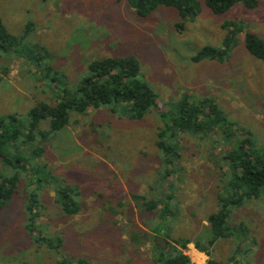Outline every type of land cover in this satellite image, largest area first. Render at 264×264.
<instances>
[{
    "label": "rangeland",
    "instance_id": "374dc122",
    "mask_svg": "<svg viewBox=\"0 0 264 264\" xmlns=\"http://www.w3.org/2000/svg\"><path fill=\"white\" fill-rule=\"evenodd\" d=\"M198 1L200 12L181 20L166 6L138 15L133 0H0L8 30L21 34L30 22L24 49L40 52V66L48 63L59 70L69 86L85 74L89 60L132 54L140 61V76L156 93L158 110L183 97L198 101L207 96L234 123L236 134L229 138L221 126L206 135L180 132L179 158L165 165L158 110L130 119L110 106L90 107L72 112L54 135L48 120H42L40 129L49 137L43 141L37 135L32 145L43 152L34 156L32 145L15 151L31 158L40 181L34 184L31 170L10 168L0 159V175L15 171L21 178L10 204L0 208V264H58L63 255L85 264H163L156 247L166 250V241L191 264H264V196L232 210L230 224L241 222L244 229L207 243V216L217 210L219 195L227 197L226 152L246 132L264 152V60L248 52L243 31L226 61L192 58L203 45H222L228 31L224 21L237 20L264 39V0L252 8L235 3L222 14ZM41 76L28 59L0 50V117L14 113L22 118L38 101L54 103L56 91ZM165 168L172 170L169 177L163 175ZM53 177L76 186L78 213L60 210ZM32 191L40 206L31 224L25 204ZM138 195L167 202L170 212L161 205L145 209ZM37 233L59 236L62 244L51 249L36 239ZM178 238L191 242L182 248L173 241ZM195 241L208 246L210 254L196 249Z\"/></svg>",
    "mask_w": 264,
    "mask_h": 264
},
{
    "label": "trees",
    "instance_id": "16d2710c",
    "mask_svg": "<svg viewBox=\"0 0 264 264\" xmlns=\"http://www.w3.org/2000/svg\"><path fill=\"white\" fill-rule=\"evenodd\" d=\"M235 3H242L248 8L257 6V0H205V4L214 14L226 12ZM132 4L135 12L141 16L149 14L160 6L172 7L177 11L181 20L197 15L201 10L198 0H133ZM223 27L228 31L222 45H203L193 55L194 61L202 59L226 61L238 42V33L242 31L244 46L248 52L255 58L264 60V39L257 33L244 30L237 20L224 21ZM31 30V23L28 22L21 34L14 35L8 30L0 16V50L28 59L38 74L42 73L41 78L56 91L57 98L52 104L44 101L36 102L28 109L25 117H22L24 119L14 113L0 117V159L10 168L20 169L26 173L31 170L33 172L31 176L34 177L32 182L36 184L37 180H41L40 178L36 180L35 172L38 169L32 167L31 158L28 155H20L15 151L18 148L23 149L32 145L37 135L41 137V140L47 141L49 136L40 129L42 120H48L50 135H54L69 123L72 112L84 113L90 107L110 106L113 111L119 110L127 118L139 119L151 109L158 110V104L156 93L140 76V61L135 55L126 54L91 59L87 62L85 74L73 86H69L64 74L59 70L48 63L44 67L40 66L42 63L40 52L36 53L28 47L24 49V41ZM157 114L163 124L158 143L164 152L165 165L172 164L175 159L179 158L178 149L181 145L176 137L180 132L206 135L208 132L219 130L221 126L222 131L229 138L231 135H236L235 130L232 129L234 123L229 121L213 99L207 96L198 101H189L188 97H183L170 108L158 110ZM43 150L42 146L32 145L30 148L34 156L40 155ZM224 157L229 163V179L226 183L227 197L219 195L217 210L207 216L211 236L207 242L208 246L219 238H229L234 235V228L244 229L241 222L238 225L230 224L229 218L232 210L248 200L264 196V152L254 147L250 133L246 132V137L237 138L235 147L229 149ZM171 171L165 168L163 175L169 177ZM20 180V172L14 171L8 175H0V208L10 204L13 195L18 192ZM53 181L56 203L60 210L69 215L78 213L80 206L75 197L76 186L62 183V180L54 177ZM135 197L140 199V204L147 210L161 205L162 209L166 208V211L170 212L167 202L163 203L159 199H146L142 195ZM39 206L37 192H30L26 197L25 207L31 224L38 216L35 210ZM30 225L27 227L34 234ZM36 237L39 241H44L51 249H57L62 244L59 236L46 237L37 233ZM173 241L182 248L191 242L187 238H178ZM165 243L168 245L166 250L162 245L156 247L158 261L160 260L163 264H191L189 256L174 247V244L167 241ZM194 245L206 255L210 254L208 246L204 247L197 241ZM85 263L86 261L81 258L73 261L63 255L58 264ZM208 263L217 264L213 260H209Z\"/></svg>",
    "mask_w": 264,
    "mask_h": 264
}]
</instances>
